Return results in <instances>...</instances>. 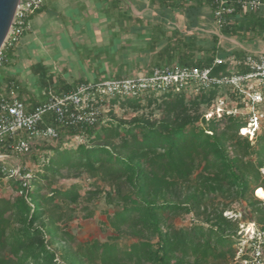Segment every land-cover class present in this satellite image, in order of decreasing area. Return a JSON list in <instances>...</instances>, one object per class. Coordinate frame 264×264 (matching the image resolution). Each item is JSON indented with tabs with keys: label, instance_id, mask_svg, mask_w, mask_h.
<instances>
[{
	"label": "trees",
	"instance_id": "16d2710c",
	"mask_svg": "<svg viewBox=\"0 0 264 264\" xmlns=\"http://www.w3.org/2000/svg\"><path fill=\"white\" fill-rule=\"evenodd\" d=\"M207 3L213 15L214 0ZM162 25H157L156 35L149 39L153 60L144 74L166 65L213 66V73H228L230 60L242 64L250 53L242 48L224 50L216 34L199 37L175 30L164 38ZM219 31L254 47L264 43V13H247L237 7L226 15ZM12 51L14 48L2 50L6 59L0 68L10 65ZM216 58L226 62L213 65ZM122 64H126L124 60ZM33 71L43 93L41 101L51 93L61 95L88 82L84 78L68 80L41 63ZM247 71L243 65L236 70ZM135 76L119 71L114 79ZM3 80L0 92L5 97L15 89L28 108L40 102L23 97L19 83ZM217 96L239 101L227 86L198 92L185 86L179 92L108 95V106L100 108L92 123L67 125L47 118L57 136L30 140L28 151L12 148L17 139H28L25 132L5 136L0 152L19 157L21 172L29 174L30 185L26 189L14 178L0 181L8 188L0 191V264H228L236 255L240 223L253 222L264 231V208L258 207L263 199L254 193L258 187L264 189V130L255 140L239 133L246 125L239 114L223 113L206 121L204 114L215 105ZM28 159L38 168L32 169ZM82 175L107 189L97 185L82 193L78 184L57 185L60 179ZM99 193L115 206L104 211L112 234L104 241H80L67 229V220L75 213L74 206H81L82 218H90L93 210L83 203ZM233 203L252 209V214L234 221L226 218L223 211ZM190 213L197 223L190 227L175 224L176 217ZM122 237L132 241L121 247L117 240ZM249 240L253 248L256 239ZM261 251L260 257H264V245ZM241 259L253 261L247 253Z\"/></svg>",
	"mask_w": 264,
	"mask_h": 264
},
{
	"label": "crops",
	"instance_id": "0c3cea01",
	"mask_svg": "<svg viewBox=\"0 0 264 264\" xmlns=\"http://www.w3.org/2000/svg\"><path fill=\"white\" fill-rule=\"evenodd\" d=\"M153 1L43 0L30 17V28L11 52L10 65L0 68V91L5 77L19 83L26 99L42 98L33 71L38 63L68 80L98 82L114 78L119 71L121 75L142 74L153 60L149 39L156 35L159 23L164 38L175 30L199 37L216 34L218 45L226 51L242 48L264 56V43L246 47L222 35L207 0ZM171 2L177 7L169 5Z\"/></svg>",
	"mask_w": 264,
	"mask_h": 264
},
{
	"label": "built area",
	"instance_id": "2783aa9c",
	"mask_svg": "<svg viewBox=\"0 0 264 264\" xmlns=\"http://www.w3.org/2000/svg\"><path fill=\"white\" fill-rule=\"evenodd\" d=\"M42 3L43 0H19L13 22L0 49V66L6 59L2 50L12 49L18 45L23 34L30 28L32 13L39 9ZM214 4L213 17L218 26L224 22L226 15L234 13L237 7L247 13L255 11L264 13V0H214ZM224 62H226L225 59L216 58L213 65ZM240 65L245 66L248 71L237 73L236 70ZM228 67V73L220 74L213 73V66L166 65L156 67L150 74L142 73L135 77L81 83L74 90L64 94L51 93L45 100L30 108L17 97L15 89H10L8 98L4 93H0V141L7 135L15 136L17 133L25 132L28 139L19 138L12 147L16 152H25L30 148V140L57 136L56 127L46 121L49 117L67 125L82 121L92 123L100 108L108 106L106 98L108 95L137 96L149 91L168 90L179 92L185 86H189L195 92L213 86L230 87L239 101H234L227 96H217L215 105L204 114L205 120L209 121L213 116L219 118L223 113L236 115L239 108H249L244 118L246 125L240 127L238 131L253 140L261 128L264 117V111L255 109V104L259 103L264 107V56L250 52L244 57L242 64L238 60H230ZM98 103L101 106H97ZM238 103L243 106L238 107ZM243 129L247 132L243 133ZM12 156L15 155L0 152V172L4 173V176L0 174V181L7 178L19 179L27 189L30 185L29 174H22L20 162L12 165L7 163L8 158ZM22 192L19 191L20 194ZM246 232L251 234L250 239H256L253 244L252 257L253 260L259 262L262 258L260 248L264 245V231L255 227ZM236 262L248 264L249 260L241 259V255H238L234 260V263Z\"/></svg>",
	"mask_w": 264,
	"mask_h": 264
},
{
	"label": "rangeland",
	"instance_id": "374dc122",
	"mask_svg": "<svg viewBox=\"0 0 264 264\" xmlns=\"http://www.w3.org/2000/svg\"><path fill=\"white\" fill-rule=\"evenodd\" d=\"M94 82V81H91ZM229 98V96H227ZM39 101L42 100V98L38 99ZM233 104V103H232ZM233 106V105H232ZM118 112V115H121L122 111L119 110L118 108H115ZM255 109L258 111H264V107L261 103L255 104ZM249 111V108H239L238 109V114L245 118L247 115V112ZM158 113L157 111L155 112V116L157 117ZM264 130V117L261 122V128L258 130V133H261ZM255 140V138L253 139ZM15 162H20L21 160L19 157L12 156L8 158L7 163L9 164H14ZM28 163L32 169L38 168V166H33V163L31 159H28ZM261 172L264 173V166L261 168ZM32 173V172H30ZM73 184H78L80 191L82 193H85L88 190H93L96 189L97 185L101 187L103 190H106V185H104L101 182H94L93 179L88 178L86 175H82L80 178L77 179H70V178H65V179H60L57 182V185L61 187L67 188L70 185ZM6 187L5 185H0V191ZM8 190V188L6 187ZM255 192V190H254ZM85 205H88V209H92V216L88 219L82 218L83 211L81 210V206H74L75 213L71 218L67 220L68 222V228L69 231L74 235L78 240L80 241H85V240H92V239H98L100 241H104L107 239L108 236L112 234L111 228L107 225L106 222V214L104 211H112L115 209L114 205L106 203L104 199V193H99L96 194L91 198V200L87 203H83ZM264 199L263 203L259 204L258 207L264 208ZM243 207V206H242ZM240 205L237 203L231 204V207L229 209H226L223 211V215L226 218H229L230 220H240L243 215H251L252 214V209H241L242 208ZM245 213V214H243ZM198 220L194 213L190 214H183L175 218V224L178 226H192L193 224L197 223ZM64 222L57 224V225H62ZM256 226H254L253 222H242L238 225V229L236 231V237L238 240V243L235 245L236 248V255L234 256L233 259L229 258V263L233 264H239V262L234 263L235 257H238V255H243L244 253H247V255L252 256L253 253V248L250 245V236L251 234H247L246 231L248 229L253 230ZM60 233H62L60 231ZM132 239L130 237H122L117 240L119 245L121 247L127 246ZM261 250V248H260ZM60 253V251H59ZM208 264H213V262L208 263ZM249 264H264V257L260 259V261L253 260L252 262H249Z\"/></svg>",
	"mask_w": 264,
	"mask_h": 264
},
{
	"label": "water",
	"instance_id": "95a60500",
	"mask_svg": "<svg viewBox=\"0 0 264 264\" xmlns=\"http://www.w3.org/2000/svg\"><path fill=\"white\" fill-rule=\"evenodd\" d=\"M19 0H0V49L13 22Z\"/></svg>",
	"mask_w": 264,
	"mask_h": 264
},
{
	"label": "bare ground",
	"instance_id": "6f19581e",
	"mask_svg": "<svg viewBox=\"0 0 264 264\" xmlns=\"http://www.w3.org/2000/svg\"><path fill=\"white\" fill-rule=\"evenodd\" d=\"M242 131L243 133L247 132L246 129H243ZM254 193L257 197L264 199V189L262 187L256 188Z\"/></svg>",
	"mask_w": 264,
	"mask_h": 264
}]
</instances>
